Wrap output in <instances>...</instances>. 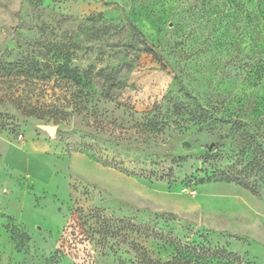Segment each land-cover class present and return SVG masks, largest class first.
I'll use <instances>...</instances> for the list:
<instances>
[{
  "label": "rangeland",
  "instance_id": "374dc122",
  "mask_svg": "<svg viewBox=\"0 0 264 264\" xmlns=\"http://www.w3.org/2000/svg\"><path fill=\"white\" fill-rule=\"evenodd\" d=\"M255 6L0 0V62L25 63L0 83V264H161L176 241L264 264Z\"/></svg>",
  "mask_w": 264,
  "mask_h": 264
},
{
  "label": "trees",
  "instance_id": "16d2710c",
  "mask_svg": "<svg viewBox=\"0 0 264 264\" xmlns=\"http://www.w3.org/2000/svg\"><path fill=\"white\" fill-rule=\"evenodd\" d=\"M256 6L251 8L250 16L252 17L253 23L260 19L264 20V0H255ZM260 13V14H259ZM256 25V24H254ZM254 28V26H253ZM146 51L157 55V52L149 47H146ZM33 67L39 65L38 61L31 62ZM25 63L22 62H0V83L4 81L9 75L16 73L17 75L24 74ZM264 78V56L253 64L250 65V80L254 85H258ZM23 97V96H22ZM10 100L17 104L18 108L22 107L23 101L20 96L14 94L9 95ZM4 97L0 96V101ZM25 113L28 115H36L35 108L27 111L23 108ZM175 245L176 253L172 258L161 264H243V260L240 255L231 252L223 247H206L202 244H182L180 241L173 243Z\"/></svg>",
  "mask_w": 264,
  "mask_h": 264
},
{
  "label": "water",
  "instance_id": "95a60500",
  "mask_svg": "<svg viewBox=\"0 0 264 264\" xmlns=\"http://www.w3.org/2000/svg\"><path fill=\"white\" fill-rule=\"evenodd\" d=\"M39 127L46 132H48L51 136L55 135L57 131V126L56 125H49V124H40Z\"/></svg>",
  "mask_w": 264,
  "mask_h": 264
}]
</instances>
